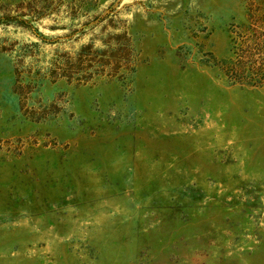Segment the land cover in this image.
I'll return each mask as SVG.
<instances>
[{
    "label": "rangeland",
    "instance_id": "rangeland-1",
    "mask_svg": "<svg viewBox=\"0 0 264 264\" xmlns=\"http://www.w3.org/2000/svg\"><path fill=\"white\" fill-rule=\"evenodd\" d=\"M0 264H264V0H0Z\"/></svg>",
    "mask_w": 264,
    "mask_h": 264
}]
</instances>
